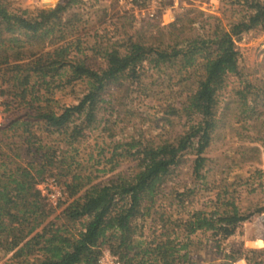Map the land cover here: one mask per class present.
<instances>
[{
  "label": "trees",
  "instance_id": "16d2710c",
  "mask_svg": "<svg viewBox=\"0 0 264 264\" xmlns=\"http://www.w3.org/2000/svg\"><path fill=\"white\" fill-rule=\"evenodd\" d=\"M76 1L10 8L0 0V264H96L102 247L121 264H198L196 233L208 231L217 245L264 204L243 211L240 182L225 176L202 206L192 205L193 187L185 185L170 191L167 202L159 199L182 153L194 155L191 174L204 182L212 159L202 153L226 113L247 123L240 126L246 133L236 134L254 142L236 154L258 157L264 80L240 78L235 41L264 27V0H242L245 12L227 25L185 6L165 24L146 20L128 31L131 15L124 14L110 29L94 31L90 42L78 33L77 11L68 10ZM230 75L240 79L221 103ZM75 80L83 83L80 96L59 103L54 90ZM153 82L167 91L160 131H150L145 117L126 107L133 91L146 94ZM173 117L184 118L183 129L166 136ZM123 160L133 161L131 167L115 170ZM50 174L66 191L56 206L36 187ZM240 179L254 184L248 190L262 187L264 171L253 167ZM256 242L258 248H230L208 264L238 258L264 264V237Z\"/></svg>",
  "mask_w": 264,
  "mask_h": 264
},
{
  "label": "rangeland",
  "instance_id": "374dc122",
  "mask_svg": "<svg viewBox=\"0 0 264 264\" xmlns=\"http://www.w3.org/2000/svg\"><path fill=\"white\" fill-rule=\"evenodd\" d=\"M6 1H8L10 8H34L44 7L43 3L45 2L55 6L63 3L65 0ZM241 2L242 0H163L157 17L151 20L143 16L140 17L139 14L138 18H136L134 14L127 10L128 7L125 4H120L118 0H77L68 10L77 11L80 17L78 21V33H85L82 35V39L85 42H90L92 40L91 34L94 31L101 32L105 29H110L112 23L120 21V18L124 14L131 15L130 25L125 26V28L128 31H132L146 20L153 23L165 24L173 19L175 13L180 10V7L185 6H192L201 10L203 16L207 14L215 15L223 25H227L229 21L238 18L245 12V7L241 5ZM56 42L59 41H54L52 44ZM52 44H49L47 48H50ZM235 44L239 52L238 66L241 73L240 78H246L254 83L264 80V27H257L242 32L239 38L236 39ZM150 77L155 81L156 75ZM240 78L232 75L228 76L227 86L219 94L221 103L230 94V88L238 84ZM149 79V76H147L143 79L142 83H148ZM175 79L176 77L173 75L172 80ZM82 89L83 83L75 80L56 88L53 96L57 98L59 103H72L80 96ZM146 91V94L133 91L126 107L145 117V125L149 127L150 131H160V121L162 120L160 118L161 113L159 112L160 105L163 102L162 100L166 98L167 91L160 89V86L154 82L150 84V88ZM224 117L225 122L215 129L208 146L202 153L203 156L212 159V162L207 163L208 170H204L206 177L203 179L204 182L197 178L194 179L191 174L190 160L194 155L192 153H182L179 156L182 161L174 168L170 178L163 185L164 196L159 199L160 201L167 202L171 193L170 191L181 189L185 185L186 187H193L192 205L194 207L202 206V203H210L208 199L212 197L214 192L211 186L217 185L220 180L227 177V181L240 182L237 187V204L243 211L264 204V185L262 187L255 186L253 190H248L254 184H245L241 179V181L238 180L240 176H246L253 167L264 171V144L258 146L259 154L255 160L237 155L236 151L243 149V145L254 144V142H249L248 138L244 136L240 137L236 134V131L242 132L243 130L240 126L247 125V123L241 124V122H235L229 113H226ZM183 121V117H173L170 122L171 124L166 123L164 126L165 135L171 136L173 133L181 131L183 129ZM243 133H246V129ZM242 151L246 153V150ZM229 160L236 161L237 164H231ZM132 163L133 161L131 160H123L115 170H127L131 167ZM225 165H228L229 173L224 168ZM115 170L100 174L95 181L105 179V177L111 175ZM234 228L237 233L229 239H227V236L222 238L217 245L211 239L208 231L196 233L193 238L198 241V244H196L192 254L198 264L216 263L220 260L222 254L230 248H258L259 245L256 242L258 237H264V209L260 212H252L245 219L235 223ZM234 264H245V262L242 258H238L234 261Z\"/></svg>",
  "mask_w": 264,
  "mask_h": 264
},
{
  "label": "built area",
  "instance_id": "2783aa9c",
  "mask_svg": "<svg viewBox=\"0 0 264 264\" xmlns=\"http://www.w3.org/2000/svg\"><path fill=\"white\" fill-rule=\"evenodd\" d=\"M163 0H118L120 4H125L127 10L138 18V14L146 19H154L158 15ZM172 20V19H171ZM5 97L0 84V125L3 121ZM36 187L44 196L45 201L56 206L66 198L65 187L54 175H45L37 183ZM96 264H121L120 260L107 247H102L96 258Z\"/></svg>",
  "mask_w": 264,
  "mask_h": 264
},
{
  "label": "water",
  "instance_id": "95a60500",
  "mask_svg": "<svg viewBox=\"0 0 264 264\" xmlns=\"http://www.w3.org/2000/svg\"><path fill=\"white\" fill-rule=\"evenodd\" d=\"M43 6H44V7H46V8L52 7V5H51V4H48V3H46V2H45V3H43Z\"/></svg>",
  "mask_w": 264,
  "mask_h": 264
}]
</instances>
